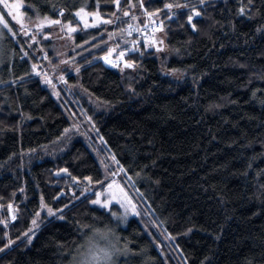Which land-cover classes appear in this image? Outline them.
Wrapping results in <instances>:
<instances>
[{
    "label": "trees",
    "instance_id": "obj_1",
    "mask_svg": "<svg viewBox=\"0 0 264 264\" xmlns=\"http://www.w3.org/2000/svg\"><path fill=\"white\" fill-rule=\"evenodd\" d=\"M19 1L27 18L47 15L71 20L73 26L80 23L70 12L95 8V0ZM210 3L197 33L184 23L185 17L179 23L166 20L170 50L131 57L143 65L140 70H115L100 59L107 50L100 41L114 44L109 33H115L121 47L129 39L116 31L127 23L80 27L70 35L74 45L67 68L53 50V44L65 39V34L51 36L50 27L56 25L46 26L50 29L32 50L22 35L11 37L4 31L0 220L9 224H0V247L9 237L15 244L0 252V264H68L92 229L114 225L121 216L119 205L109 209L90 203L99 185L83 195L81 184L54 178L55 171L68 168L73 176L103 179L109 175L104 154L109 161L114 154L119 161L115 168L127 170L121 175L125 189L134 193L140 208L122 229L123 237L132 241L134 250H145L148 264H245L252 258L264 264V80L259 78L264 74V30L257 31L264 28V8L249 19L236 15L237 0ZM100 5L102 13L115 10L108 0H100ZM145 6L163 7L161 0H145ZM61 9H66L63 17ZM6 19L18 31L9 15ZM25 51L31 59H20ZM33 63L58 80L57 91L55 82L47 84L32 71ZM52 65L58 66L55 74ZM171 69L178 71L172 74ZM61 74L67 83L59 82ZM76 83L101 101L100 110L71 101ZM63 191L67 197L55 202ZM41 197L54 210L69 204L64 219L46 215ZM32 219H37L36 226ZM29 228L34 232L29 233L31 243L22 235ZM169 234L174 239L167 238ZM132 257L130 264H144L146 258Z\"/></svg>",
    "mask_w": 264,
    "mask_h": 264
},
{
    "label": "snow or ice",
    "instance_id": "obj_2",
    "mask_svg": "<svg viewBox=\"0 0 264 264\" xmlns=\"http://www.w3.org/2000/svg\"><path fill=\"white\" fill-rule=\"evenodd\" d=\"M108 2L114 6L115 10L110 13H102L100 11V0H95V8L93 11H86L84 6L79 7L74 12H70L74 17H78L79 21L83 22V27H97L98 25H108L116 23L117 21L121 23H127L126 28H118V31L121 34V37H131L133 32L139 34L140 38L138 39H124L123 47L121 48L120 44H113L112 46H108L106 41H100L107 48L104 51L103 56L100 59H103L107 64L119 68L121 71L125 69L131 70H140L143 65L139 63L138 59H133L131 57L135 56L142 59L146 52L149 50L154 51L155 53L167 52L170 50L169 46L165 43L168 36V31L170 30L169 26L166 25L165 21L169 22H180L181 17H185L184 23H186L193 33L199 32L198 23L199 19L204 18L205 13L208 7H212L213 5L210 3V0H161L163 7H157L153 9H149V7L145 6V0H124V6L122 7L121 0H108ZM154 0H149V4L153 3ZM227 2V0H225ZM238 8L236 11L237 16H246L249 19L254 18L257 14H261L262 8H264V0H261V7H257V0H237ZM0 5L3 6V9L7 11H0V24L4 26L3 29H0V42L4 41L6 37L4 36V31H7L11 37H17L18 35H22L23 37H27L32 43L28 45L29 48L32 47L33 44L37 43V37L43 34V30L46 26L57 25L59 26V30L61 32H67L68 34L75 33L79 27V24L73 26L72 21L68 20L67 22H62L61 19H53L47 15L40 17L37 14L36 20L32 21L31 17H28V23L25 22V16L23 13L19 11L22 7L19 0L16 3H10L9 0H0ZM107 6V5H106ZM139 9V15L136 14V10ZM66 9H61L59 11V16L63 17ZM120 15H117V13ZM11 15V18L16 21L19 26L18 31L13 30L12 26H10L5 19V16ZM89 17L93 18L92 23H89ZM107 17V18H106ZM128 17L132 22H126L122 18ZM144 17V22L140 23V18ZM163 17V18H162ZM216 23H219L218 21ZM232 24L233 29L235 28L234 22H230ZM183 27V23L180 24ZM35 28L37 31H30V29ZM264 30V28H258L257 31ZM115 33H109V40L113 39ZM44 38H48V34H44ZM95 39V38H93ZM87 43V41H85ZM143 44L144 47L141 48L140 45ZM164 47H161V45ZM21 49L24 48V45H19ZM94 47H99V44L93 45ZM39 50V49H38ZM178 51V49H177ZM12 61L15 59L14 50H12ZM116 54L115 59H113V54ZM5 51L3 47H0V66H3L5 61L3 60V56L5 55ZM264 55V54H262ZM25 58L31 59L27 51L23 52V55L20 56L21 60ZM47 59V56H44ZM61 63H68L67 61H61ZM51 64V61H49ZM243 67V65H241ZM38 65L33 63L31 65V69L38 76H43L44 82L47 84H52V78L48 75L47 70H37ZM59 70L57 65H52V72ZM79 71V68L76 69ZM172 74H176L178 70L171 69ZM27 75V73H26ZM260 79L264 80V74L259 76ZM19 80H23V76L18 77ZM60 80L64 81V76L61 74L59 77ZM4 81H0L3 83ZM67 83V81H64ZM55 87V85H52ZM134 91V89H133ZM259 91V90H257ZM58 95V93H57ZM255 95V92L253 93ZM218 106V105H217ZM91 120V117H89ZM65 133L69 130L65 129ZM98 131V130H97ZM112 161L119 165V161L116 159V156L113 154L111 157ZM107 169V166H105ZM67 174L71 181H74L77 185L85 183L86 185H99V191H95V199L91 200L90 203L93 205H99L101 208H109L115 201L116 203L121 204L125 208L124 219L128 215L129 209L131 213L135 215H139L137 211V206L133 202L132 198L129 196L128 192L125 190V187L121 184H118L115 179H112L110 182L108 181V175L106 174L103 179H93L92 176H84L83 178L73 176L68 168H62L59 170ZM120 172H126L127 170L123 167H119ZM117 175L116 172H112L111 176L115 177ZM137 176L140 173H136ZM131 180V177H129ZM264 188V185L261 186ZM90 189L88 186L82 188L81 192L86 193ZM139 192V189H136ZM140 195H143L140 193ZM75 196V193H73ZM54 199H59V197H54ZM79 199V197H76ZM3 207V205H0ZM41 209H46V215L53 216L59 215L60 219H64V208H68L69 204H65L64 208H57L53 210L50 206L44 203L43 197H41ZM7 208L9 210H13V204L9 202L7 204ZM113 216H117L116 213H112ZM35 216H40V211L35 212ZM17 216L15 211L13 210L11 215V220H16ZM119 218V217H118ZM32 225H37V219H32ZM0 224H3L6 228L9 224L8 220H0ZM83 227V226H82ZM90 227V226H89ZM99 231V229H96ZM191 231V229H188ZM29 233H33V229L29 228L28 231L24 232L22 235L27 238L28 243H31L32 236ZM107 235L110 237V243L105 248L101 249L99 252L93 254L92 261H80L73 257L71 264H119L118 257L120 256H131V255H145L146 253L144 249H140L139 251L134 250L130 247L132 241L122 238L118 235L113 229H107ZM5 236L8 237V233L5 232ZM167 238L174 237L169 234ZM217 239L220 237L217 236ZM16 239H20L17 236ZM13 244H15V240L10 237L7 238V242L0 247V252H4L6 249H9ZM150 258H145L144 264H148V260ZM245 264H255V258L247 259Z\"/></svg>",
    "mask_w": 264,
    "mask_h": 264
},
{
    "label": "rangeland",
    "instance_id": "obj_3",
    "mask_svg": "<svg viewBox=\"0 0 264 264\" xmlns=\"http://www.w3.org/2000/svg\"><path fill=\"white\" fill-rule=\"evenodd\" d=\"M10 3H16L17 0L13 1V0H9ZM22 5V7L19 9V11L21 13L24 14L25 16V22L26 24L28 23V20H27V13L25 11L26 7L23 5V3L21 1H19ZM0 11H7L6 9H3V6L0 5ZM119 14V13H118ZM117 14V15H118ZM9 17L11 18V15L9 14ZM78 18V17H77ZM5 19H6V16H5ZM92 19L91 17H89V23L91 24L92 23ZM7 20V19H6ZM11 20L13 22H15L16 26L19 28V26L17 25L16 21L13 20L11 18ZM34 21V20H32ZM78 23H80L79 27L77 30L81 28H84L83 27V22L82 21H79V18H78ZM110 25V24H108ZM57 26V25H56ZM99 26V25H98ZM4 28V26L2 24H0V29ZM51 28V32H52V37H54L55 39H59L61 38L64 34V37L65 39H62L58 42H56L55 44H53V50H55V53H56V57L60 60V61H66L68 63H66V65L63 63L62 65V68H67L72 62H71V59H67V54H69L70 51L69 49H71V47L74 45V39L73 37H71L70 35L73 34H68L67 32H61L59 30V26L57 27H50ZM49 27H45L44 30H43V33L46 29H50ZM90 28H96V27H88V28H85V29H90ZM30 31H37L35 28H32L30 29ZM6 33H8L6 31ZM7 35L10 36V34L8 33ZM41 36V35H39ZM38 36V37H39ZM37 37V40L38 42L33 44L31 48H32L38 44L40 42V38ZM25 39H27V46L29 44H31L32 42L27 38V37H24ZM0 47H3L2 46V43L0 42ZM4 49V47H3ZM42 51H43V48H41ZM5 51V50H4ZM6 53V51H5ZM6 58V54L3 56V60H5ZM71 62V63H70ZM0 70H1V66H0ZM75 71V69H72L71 72ZM50 72V71H49ZM52 83L55 82V87L54 89L57 91V87H58V80H56V78H53L52 79ZM59 82L61 83L62 81L59 79ZM72 89L74 90V92L77 94V97L75 98V93L74 95L73 94H69V98L71 99V101L75 104L78 105V103H81L82 101H85L87 103V105H89L90 107H94V109L96 110H100L101 109V101H99L98 99H96L95 97H92L89 93H87L86 91H84V89L81 88V86L76 83ZM62 102L65 103V104H68L70 106V104L67 102V99L66 97L65 98H62ZM77 99V100H76ZM78 101V103H77ZM76 105V107H77ZM70 111L72 110L71 107H69ZM90 142L92 143H95V140L93 139H90ZM104 157L103 160L105 162L104 166H107V169L109 171V175H108V182H110L112 179H115V181L118 183V184H121L124 186V182L122 180V172L119 171V169H116L115 166L117 165L115 162L112 161H109V159L107 158V156L104 154ZM109 157V156H108ZM115 168V169H114ZM106 170V169H104ZM112 172H116L117 175L115 177H112L111 176V173ZM125 187V186H124ZM82 189H80L81 191ZM101 190V189H100ZM126 190V189H125ZM95 191V189L93 190ZM99 191V190H97ZM128 193H129V196L132 198L133 202L136 204L137 206V211L139 212L138 208H140L139 204H138V200L136 198V196L134 195V193L129 189L127 188L126 190ZM82 193V192H81ZM85 193H83L84 195ZM113 204H117L119 205L120 209H121V216H119V218L117 217L115 220L116 222L114 223L113 226H111L110 228L113 229L118 235H120L122 238L123 237V232H122V229H125L126 226H127V223L128 221L132 218V217H136L138 215H135L133 213H131V210L129 209V212H128V215L126 217V220L123 218L124 217V212H125V208L123 206H121V204L119 203H116L115 201L113 202ZM112 204V205H113ZM111 205V206H112ZM46 213V209H43ZM54 210V209H53ZM12 210H11V215H12ZM144 212V210H143ZM148 215V214H147ZM96 229H99V231H96ZM108 229V228H107ZM107 229H101V228H94L92 229L88 234L87 236L84 237L81 245H79V247L74 251V254L72 255L71 257V261L70 263L68 264H71L72 260H73V257H75L77 260H80V261H92L93 260V254L96 253V252H99L101 249L105 248L106 246L109 245L110 243V237L109 235H107ZM160 235H162L160 233ZM133 259L132 255L131 256H120L118 257V261H119V264H130L131 260ZM94 264V262H93Z\"/></svg>",
    "mask_w": 264,
    "mask_h": 264
},
{
    "label": "water",
    "instance_id": "obj_4",
    "mask_svg": "<svg viewBox=\"0 0 264 264\" xmlns=\"http://www.w3.org/2000/svg\"><path fill=\"white\" fill-rule=\"evenodd\" d=\"M54 178L57 179V180H60V179L69 178V177L67 176V174H65V173L60 172L59 170H57V171L54 172ZM69 192L73 196V193L74 192L73 191H69ZM57 197H59V199H55V202H60L63 198H66L67 197V193L63 191Z\"/></svg>",
    "mask_w": 264,
    "mask_h": 264
},
{
    "label": "built area",
    "instance_id": "obj_5",
    "mask_svg": "<svg viewBox=\"0 0 264 264\" xmlns=\"http://www.w3.org/2000/svg\"><path fill=\"white\" fill-rule=\"evenodd\" d=\"M143 19H144V17H141V18H140V23H143V22H144V21L142 22ZM125 21L132 22L130 19H126ZM117 23H118V21L115 23V25H116ZM130 38H131V39H138V38H140V36H139L138 33L133 32V34H132V36H131ZM140 47L143 48L144 45L141 44ZM161 47H164V45L162 44ZM115 56H116V54L114 53L112 58L115 59ZM104 63H105L106 66L108 65L105 61H104ZM112 67H113V66H112ZM113 68L116 69V67H113Z\"/></svg>",
    "mask_w": 264,
    "mask_h": 264
},
{
    "label": "flooded vegetation",
    "instance_id": "obj_6",
    "mask_svg": "<svg viewBox=\"0 0 264 264\" xmlns=\"http://www.w3.org/2000/svg\"><path fill=\"white\" fill-rule=\"evenodd\" d=\"M86 185L84 184V183H82L81 185H79V187L78 188H83V187H85Z\"/></svg>",
    "mask_w": 264,
    "mask_h": 264
},
{
    "label": "bare ground",
    "instance_id": "obj_7",
    "mask_svg": "<svg viewBox=\"0 0 264 264\" xmlns=\"http://www.w3.org/2000/svg\"><path fill=\"white\" fill-rule=\"evenodd\" d=\"M144 21V19L142 20V22Z\"/></svg>",
    "mask_w": 264,
    "mask_h": 264
}]
</instances>
